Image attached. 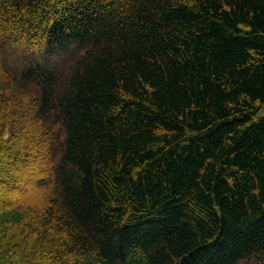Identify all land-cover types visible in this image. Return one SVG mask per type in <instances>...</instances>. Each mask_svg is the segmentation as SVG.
Here are the masks:
<instances>
[{
	"label": "trees",
	"instance_id": "obj_1",
	"mask_svg": "<svg viewBox=\"0 0 264 264\" xmlns=\"http://www.w3.org/2000/svg\"><path fill=\"white\" fill-rule=\"evenodd\" d=\"M0 264H264V0H0Z\"/></svg>",
	"mask_w": 264,
	"mask_h": 264
},
{
	"label": "rangeland",
	"instance_id": "obj_2",
	"mask_svg": "<svg viewBox=\"0 0 264 264\" xmlns=\"http://www.w3.org/2000/svg\"><path fill=\"white\" fill-rule=\"evenodd\" d=\"M15 153L16 152L10 153V151L6 153V158L3 160L2 163H5L7 161H13ZM43 155V152L39 150L36 155H33L32 160L29 159L32 163H35L34 167L32 166L31 168H25L22 166L21 168H17V170L14 171L15 175L18 177V182L17 185L14 186V191L18 192L20 195L23 196H30L38 190L37 181L39 178H41L43 174L40 172L42 166L41 160L43 158ZM23 157L27 159L26 154Z\"/></svg>",
	"mask_w": 264,
	"mask_h": 264
}]
</instances>
